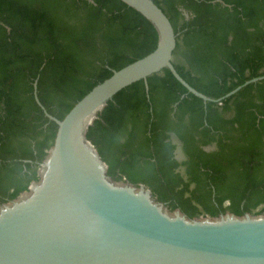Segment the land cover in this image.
I'll return each instance as SVG.
<instances>
[{"label":"trees","instance_id":"16d2710c","mask_svg":"<svg viewBox=\"0 0 264 264\" xmlns=\"http://www.w3.org/2000/svg\"><path fill=\"white\" fill-rule=\"evenodd\" d=\"M217 1L154 0L178 34L174 67L212 99L264 76V0ZM157 42L151 23L119 0H0V205L28 189L55 138L35 81L41 104L63 119ZM148 88L122 90L88 130L110 175L191 217L264 214V80L206 104L167 69Z\"/></svg>","mask_w":264,"mask_h":264},{"label":"water","instance_id":"95a60500","mask_svg":"<svg viewBox=\"0 0 264 264\" xmlns=\"http://www.w3.org/2000/svg\"><path fill=\"white\" fill-rule=\"evenodd\" d=\"M119 1L151 23L157 46L113 71L63 119L41 104L35 81V100L57 130L38 180L0 205V264H264V214L191 217L171 210L149 186L114 179L88 138L118 93L139 81L148 91V78L164 69L205 104L264 80L251 79L221 99L202 94L173 65L178 34L163 10L154 0Z\"/></svg>","mask_w":264,"mask_h":264},{"label":"flooded vegetation","instance_id":"af4514ba","mask_svg":"<svg viewBox=\"0 0 264 264\" xmlns=\"http://www.w3.org/2000/svg\"><path fill=\"white\" fill-rule=\"evenodd\" d=\"M185 13H187V15ZM183 15L185 16V18L187 20L190 19L188 12L184 11ZM174 145H176L175 155H176V158L178 159V161L179 162L186 161L185 155H184L183 150H182V143L180 142V140H178L177 138H174ZM203 150L207 153L214 152L217 150V145L212 144V145L205 146L203 148ZM181 171H182V169H181Z\"/></svg>","mask_w":264,"mask_h":264},{"label":"rangeland","instance_id":"374dc122","mask_svg":"<svg viewBox=\"0 0 264 264\" xmlns=\"http://www.w3.org/2000/svg\"><path fill=\"white\" fill-rule=\"evenodd\" d=\"M40 171H41V168L40 167H37L36 168V172H37V177L35 178V179H32L30 182H29V185L33 182V181H36V180H38V178L40 177ZM29 185H28V187H29ZM25 192V191H24ZM172 210V209H171ZM201 216V215H200ZM202 216H206V214L204 215H202Z\"/></svg>","mask_w":264,"mask_h":264}]
</instances>
